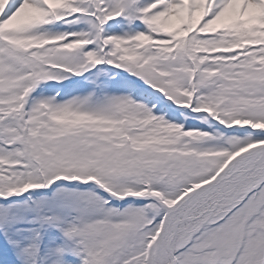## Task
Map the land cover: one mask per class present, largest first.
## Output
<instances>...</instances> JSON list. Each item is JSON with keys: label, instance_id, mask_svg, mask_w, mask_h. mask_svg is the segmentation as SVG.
<instances>
[{"label": "snow or ice", "instance_id": "snow-or-ice-1", "mask_svg": "<svg viewBox=\"0 0 264 264\" xmlns=\"http://www.w3.org/2000/svg\"><path fill=\"white\" fill-rule=\"evenodd\" d=\"M0 264H264V0H0Z\"/></svg>", "mask_w": 264, "mask_h": 264}]
</instances>
